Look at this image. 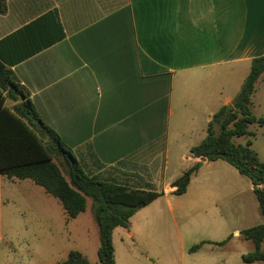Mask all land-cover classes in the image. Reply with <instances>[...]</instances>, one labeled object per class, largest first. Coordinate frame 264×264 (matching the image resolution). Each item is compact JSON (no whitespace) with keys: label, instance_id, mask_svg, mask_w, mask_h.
Here are the masks:
<instances>
[{"label":"crops","instance_id":"crops-1","mask_svg":"<svg viewBox=\"0 0 264 264\" xmlns=\"http://www.w3.org/2000/svg\"><path fill=\"white\" fill-rule=\"evenodd\" d=\"M261 56L264 0H7L0 14V62L83 171L165 198L182 171L170 174L172 118L208 125ZM36 186L0 175V264L4 204Z\"/></svg>","mask_w":264,"mask_h":264},{"label":"rangeland","instance_id":"rangeland-1","mask_svg":"<svg viewBox=\"0 0 264 264\" xmlns=\"http://www.w3.org/2000/svg\"><path fill=\"white\" fill-rule=\"evenodd\" d=\"M7 105L14 104L8 101ZM250 109L258 118H264V73L256 84ZM171 122L170 174L182 170L181 177L192 162L180 157L189 156L192 148L202 143L199 135L206 138L209 124L196 119L194 124L185 121L183 126L177 116ZM179 130L184 135H178ZM250 130L254 136L234 138V142L245 145L252 141V149L264 162V126L252 125ZM36 187V191L27 190L24 203L14 205L6 200L4 204L3 232L12 238L5 257L11 259V264H58L71 251H80L97 263L100 234L90 210L91 199L86 211L66 222L59 200ZM129 223L136 229L134 239L128 238L126 228L118 227L113 232L116 264H264L243 259L255 247L240 233L264 223L254 186L224 160L201 164L185 194L167 198L160 195L137 210ZM195 246L199 248L191 251Z\"/></svg>","mask_w":264,"mask_h":264},{"label":"trees","instance_id":"trees-1","mask_svg":"<svg viewBox=\"0 0 264 264\" xmlns=\"http://www.w3.org/2000/svg\"><path fill=\"white\" fill-rule=\"evenodd\" d=\"M7 11V0H0V14ZM264 73V56L251 62V72L240 93L230 106L216 113L209 123L203 142L192 148V155L202 160H224L241 175L248 177L258 197L264 216V162L252 149V141L236 145L234 138L252 137V125L264 126V118L255 116L251 100L256 84ZM13 103L9 107L7 102ZM48 142H47V141ZM201 163L193 165L172 183L175 195H183L198 172ZM66 173V174H65ZM0 175L20 180L29 179L44 188L61 203L67 220L90 210L98 225L100 246L98 262L92 263L80 251H71L58 264H116L113 232L118 227L129 228L130 218L137 210L148 206L162 193L130 190L89 177L80 167L72 150L61 137L40 119L26 89L0 62ZM254 244V251L243 256L244 262H264V223L240 233ZM199 246L191 248L195 251Z\"/></svg>","mask_w":264,"mask_h":264}]
</instances>
